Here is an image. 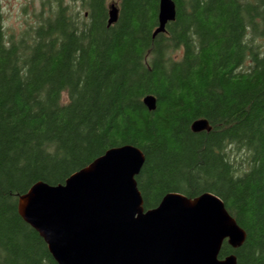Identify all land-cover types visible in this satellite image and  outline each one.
Wrapping results in <instances>:
<instances>
[{
	"label": "trees",
	"instance_id": "obj_1",
	"mask_svg": "<svg viewBox=\"0 0 264 264\" xmlns=\"http://www.w3.org/2000/svg\"><path fill=\"white\" fill-rule=\"evenodd\" d=\"M174 1L154 36L160 0H41L18 31L0 0V264H58L19 195L127 144L145 155L146 209L216 194L247 233L220 257L264 264V0Z\"/></svg>",
	"mask_w": 264,
	"mask_h": 264
},
{
	"label": "water",
	"instance_id": "obj_2",
	"mask_svg": "<svg viewBox=\"0 0 264 264\" xmlns=\"http://www.w3.org/2000/svg\"><path fill=\"white\" fill-rule=\"evenodd\" d=\"M177 15L174 0H160L159 26L166 31ZM118 19L115 4L108 24ZM156 109L153 95L144 98ZM194 132L210 131L208 120L197 119ZM145 155L134 145L108 149L65 183L39 181L18 197V212L43 237L58 264H237L224 258L225 241L239 248L246 231L211 192L194 198L168 193L146 209L136 177Z\"/></svg>",
	"mask_w": 264,
	"mask_h": 264
},
{
	"label": "rangeland",
	"instance_id": "obj_3",
	"mask_svg": "<svg viewBox=\"0 0 264 264\" xmlns=\"http://www.w3.org/2000/svg\"><path fill=\"white\" fill-rule=\"evenodd\" d=\"M5 27L18 31L28 21L35 20V14L41 10V0H2ZM10 32V31H8Z\"/></svg>",
	"mask_w": 264,
	"mask_h": 264
},
{
	"label": "bare ground",
	"instance_id": "obj_4",
	"mask_svg": "<svg viewBox=\"0 0 264 264\" xmlns=\"http://www.w3.org/2000/svg\"><path fill=\"white\" fill-rule=\"evenodd\" d=\"M158 26H159V24H158ZM158 26H157V27H158ZM154 31H155V30H154ZM148 95H152V94H148ZM148 95H146V96H148ZM146 96H145V97H146ZM153 96H154V95H153ZM145 97H144V98H145ZM154 97H155V96H154ZM144 98H143V102H144ZM155 98H156V97H155ZM156 101H157V99H156ZM144 104H145V103H144ZM145 105H146V104H145ZM200 119H206V118H200ZM196 120H197V119H196ZM206 120H207V119H206ZM194 121H195V120H194ZM194 121H193V122H194ZM193 122H192V123H193ZM208 122H209V121H208ZM209 124H210V123H209ZM210 126H211V125H210Z\"/></svg>",
	"mask_w": 264,
	"mask_h": 264
}]
</instances>
